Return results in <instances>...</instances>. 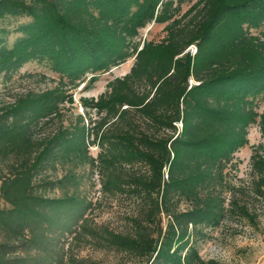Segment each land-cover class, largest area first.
Here are the masks:
<instances>
[{"label":"trees","instance_id":"16d2710c","mask_svg":"<svg viewBox=\"0 0 264 264\" xmlns=\"http://www.w3.org/2000/svg\"><path fill=\"white\" fill-rule=\"evenodd\" d=\"M11 18L28 22L13 46L0 27V75L38 61L59 79L0 114V264H99L73 254L81 240L144 264H219L194 239L234 215L253 220L225 193L250 128L264 138V0H0V22ZM151 24L164 25L165 37L136 43ZM130 59V72L98 99H81L75 127L38 136L75 103L70 92L87 73L93 83ZM59 164L71 168L42 179ZM87 165L101 168L103 193L136 198L127 231L91 226L94 203L75 171ZM252 173L264 196L258 151ZM48 188L63 195L48 197Z\"/></svg>","mask_w":264,"mask_h":264},{"label":"rangeland","instance_id":"374dc122","mask_svg":"<svg viewBox=\"0 0 264 264\" xmlns=\"http://www.w3.org/2000/svg\"><path fill=\"white\" fill-rule=\"evenodd\" d=\"M188 9L184 5L183 11ZM27 19H7L0 22V27H6L10 32L9 46H13L20 37L14 31L26 24ZM164 25H148L140 31L136 43L144 41L159 42L165 37ZM134 59L112 69L110 72L98 75L95 82H91L93 75L87 73L83 83L71 90L75 98L73 105L66 104L63 116L38 129V136L53 134L61 124L73 128L79 122V117L85 116V108L81 99H98L107 91L109 82L128 74L134 64ZM59 76L54 74L46 63L38 61L23 64L18 70L8 76L0 75V114L7 105L19 97L29 93H42L53 89L58 83ZM92 83V84H91ZM259 112L264 108V95L258 98ZM92 112L91 116H94ZM249 143L242 147L235 155L233 166L227 171L229 190L225 193L227 204L237 200L245 205L253 220L246 217L232 216L219 227L205 228L203 236L194 239L196 248L204 260H215L219 264H264V196L255 191L257 177L252 173V157L255 152L264 156V138L258 125L249 130ZM99 148L91 146L90 154L96 158ZM71 166L57 165L48 170L42 179L49 181L59 180ZM80 177V193L93 201L94 207L89 215L90 224L95 229L107 226L116 232H125L129 229V217L136 211V198L123 195H112L102 192L104 176L100 167L80 166L75 170ZM48 197H61L63 191L48 188L45 193ZM0 198V208L5 207ZM187 206L183 205V209ZM73 254L80 260H91L99 264H144L141 260L124 255L116 251L100 248L93 242L81 240L74 244Z\"/></svg>","mask_w":264,"mask_h":264}]
</instances>
